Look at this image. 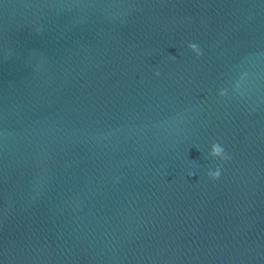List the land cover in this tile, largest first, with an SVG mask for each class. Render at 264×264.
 Listing matches in <instances>:
<instances>
[{"label":"water","instance_id":"95a60500","mask_svg":"<svg viewBox=\"0 0 264 264\" xmlns=\"http://www.w3.org/2000/svg\"><path fill=\"white\" fill-rule=\"evenodd\" d=\"M0 264H264V0H0Z\"/></svg>","mask_w":264,"mask_h":264}]
</instances>
